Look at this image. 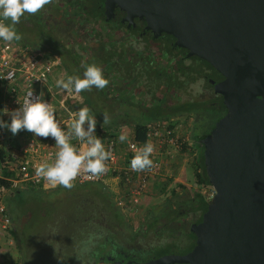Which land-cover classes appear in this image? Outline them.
<instances>
[{
  "label": "flooded vegetation",
  "instance_id": "obj_1",
  "mask_svg": "<svg viewBox=\"0 0 264 264\" xmlns=\"http://www.w3.org/2000/svg\"><path fill=\"white\" fill-rule=\"evenodd\" d=\"M18 24L27 35L21 36L25 41L20 43L58 55L69 76L83 78L87 64L100 66L109 80L108 85L103 89L93 86L79 94L93 102L95 97H100L106 103L105 109L114 114L195 115L199 117L195 122L203 124V106L207 103L218 105L219 111L224 110L219 104L222 96L214 89V84L224 79L221 73L199 56L188 55L185 47L175 45L173 35L156 36L147 28L145 19H129L119 6L109 15L106 0H50L36 14L25 13ZM91 106L93 111L97 110L95 105ZM193 106L194 110L189 112ZM85 188L94 203L82 224L87 227L85 234L90 245L81 253V260L71 264L144 263L163 255L185 254L194 247L196 234L192 225L201 221L203 211L195 210L191 200L150 206L144 213L148 224L142 234H147L151 228L159 244L141 245L137 241L138 230L130 228L126 211L101 188V183H90ZM197 198L198 195L192 199ZM30 207L27 200L25 203L17 201L11 207L7 205L8 222L3 228L10 236V249L2 251L9 263L23 264V259L9 257V251L20 250L27 242L24 234L31 221L45 215ZM96 215L102 220L88 221ZM117 231L119 236H116ZM77 232H80V235L75 233L80 236L79 240L82 234L86 237L81 230ZM96 242H102L100 249ZM99 250L107 253H99Z\"/></svg>",
  "mask_w": 264,
  "mask_h": 264
},
{
  "label": "water",
  "instance_id": "obj_2",
  "mask_svg": "<svg viewBox=\"0 0 264 264\" xmlns=\"http://www.w3.org/2000/svg\"><path fill=\"white\" fill-rule=\"evenodd\" d=\"M209 62L225 110L200 140L216 190L194 247L136 264H264V0H106ZM20 191V190H18ZM127 264H133L127 262Z\"/></svg>",
  "mask_w": 264,
  "mask_h": 264
},
{
  "label": "built area",
  "instance_id": "obj_3",
  "mask_svg": "<svg viewBox=\"0 0 264 264\" xmlns=\"http://www.w3.org/2000/svg\"><path fill=\"white\" fill-rule=\"evenodd\" d=\"M60 63V57L56 54H47L40 48L22 44L17 40L4 41L0 39V86L2 84L6 86L5 91L9 94L8 100H10L7 103L9 105L17 103L19 108V100L23 101L26 93L33 90L34 96L40 95L42 100L54 107L48 96L55 97L59 90L51 83L50 77L54 68ZM60 91L64 95L61 105L66 109L67 116L57 119L55 112L54 116L58 124L67 131V124L75 118L76 112L67 108L65 102L79 96V93L68 92L64 89H60ZM8 104L7 107H9ZM184 126L185 124L176 118L150 121L147 123L145 142L133 139L128 133V139L120 142L118 136L121 133L99 130L97 136L101 138L105 149L112 152V157L106 161L107 171L99 176L82 173L73 181V184L95 182L107 184L109 181L115 180L122 188L119 198L121 201H128L132 204L140 203L152 184L151 176L156 175L155 178H159L163 174L164 167L174 158L171 150L183 152L186 151L185 149H193V140ZM145 143H151L154 146L150 157L154 162L153 167L143 171H133L130 161L136 151ZM81 144V141H77L74 145L79 147ZM13 145H8V152L3 160L0 159V177L10 182L9 187L0 183V222L7 221L8 217L7 204L4 200L5 193L14 192V190L27 185H40L45 188L58 186H53L35 174L36 166L43 162H52L55 158V152L58 149L50 136L35 137L32 135L22 146L15 147ZM4 170H8L10 174L5 175ZM204 193L210 200L216 190L211 186ZM0 264H4L1 254Z\"/></svg>",
  "mask_w": 264,
  "mask_h": 264
},
{
  "label": "rangeland",
  "instance_id": "obj_4",
  "mask_svg": "<svg viewBox=\"0 0 264 264\" xmlns=\"http://www.w3.org/2000/svg\"><path fill=\"white\" fill-rule=\"evenodd\" d=\"M15 29L20 34V39L17 41L24 42L25 39L21 36L27 37L25 31L19 27V24L15 25ZM90 100L91 99L88 101L87 99L86 104L92 112L91 115L96 118L97 124L102 125L104 118L103 114L105 112L110 116L109 122L104 123V127L102 128V130L108 132H116L120 134L123 131L132 135L135 123L146 122L151 117L149 114L134 115L126 112L114 114L105 109L106 103L100 97H95L94 102ZM52 104L56 114V108L59 107V104L57 102L55 105L53 102ZM91 105H95L97 110L93 111ZM205 113L206 112H203V116ZM77 114L78 112L76 115ZM173 118H176L185 124L184 127L191 138L194 123L199 117L191 115ZM208 118L207 114L203 117L204 120H208ZM8 133L9 136L3 140V146H5V149L7 148L9 141L24 138L22 131L19 135H13L10 132ZM185 150L186 151L183 152L175 151L174 149L171 150V153L174 154V158H172L167 166L164 167L163 174L160 175L158 180L155 178L156 175L151 176L153 178L151 182L152 184L149 186L147 194L142 198L140 203L132 204L128 201H121L116 193V190H119L120 185L115 180L101 185L102 187L105 186V189L113 196L115 201L126 211L130 220L129 226L132 229L138 230L139 236L137 241L141 245L151 244L156 246L159 244V240L153 236L151 228L147 234H142V231L147 228L148 224V221L144 219V213L150 206L163 205L167 201L169 204H177L182 199L194 202L195 200L192 198L196 196L198 192L202 191L204 193L211 187L210 184L205 185L197 182L198 167L196 157L199 153L196 148L193 147L191 150ZM182 167H184V169ZM183 178L184 180L181 181ZM156 182H158V184H156ZM88 184L90 183H85V185L75 183L71 189L64 188L63 186L45 188L43 186L40 187V185H27L22 188V193H14V195H12L11 192L5 193L4 200L8 206L11 207L12 204L18 201L19 197H23L25 198V202L27 200V205L31 206L29 209H33V211L38 210L39 213H45L40 219L38 218L39 216H37L38 219L36 218L34 221H31V226L24 234L27 238V242L20 247V250L12 249L9 251V257H18L19 261L23 259V264H25V260L27 264H60V262L71 264L73 261L76 263L79 262L81 260V253L85 248L89 247L90 244H88V241L82 244L78 243L80 242V232H77L79 234L78 237L76 234V237H68L64 231L65 227L63 226L74 218V220L78 219L79 215H81L80 223L82 225L84 224L85 218L90 214L89 208L94 203H92V198L88 196V190L85 188ZM18 203H21V201ZM17 207L19 206L17 205L16 208ZM100 220H102V218H100L99 215L88 219V221L93 223L94 221L99 222ZM7 222L8 221L0 222V254L4 263L12 264L9 263V258L2 251L5 248L10 249V245L8 244L10 236L8 235V231L3 228V224H7ZM78 225L80 226V224ZM115 233L116 236H119L118 231ZM121 236L125 235L121 234ZM104 246H106V244H104ZM99 251L103 254L107 253L106 250Z\"/></svg>",
  "mask_w": 264,
  "mask_h": 264
},
{
  "label": "clouds",
  "instance_id": "obj_5",
  "mask_svg": "<svg viewBox=\"0 0 264 264\" xmlns=\"http://www.w3.org/2000/svg\"><path fill=\"white\" fill-rule=\"evenodd\" d=\"M50 0H0V39L4 41L19 40L20 34L15 25L20 22L25 13L36 14ZM5 21H10L6 23ZM109 83L103 69L95 63L87 64L84 68L83 78L68 76L67 79H58V87L72 92L80 93L90 90L93 86L103 89ZM20 107L8 110L10 120L0 117V129H8L13 135L21 130L33 133L35 137H51L55 141L57 151L52 162H43L35 167L37 177H42L53 186L60 185L71 189L73 181L82 173L99 176L107 171L106 161L112 157L111 150H106L101 138L96 133L97 120L90 114L88 107H81L75 118L67 124V131L55 119L54 108L51 104L41 99L40 95L34 96L33 90L28 91ZM103 122H109L107 112L103 114ZM76 139L82 144L77 147L71 141ZM128 139L127 133L121 132L118 136L120 142ZM154 151L151 143H145L130 161L133 171H143L153 167L150 158Z\"/></svg>",
  "mask_w": 264,
  "mask_h": 264
},
{
  "label": "trees",
  "instance_id": "obj_6",
  "mask_svg": "<svg viewBox=\"0 0 264 264\" xmlns=\"http://www.w3.org/2000/svg\"><path fill=\"white\" fill-rule=\"evenodd\" d=\"M203 62L207 63L209 67L212 66L206 60H203ZM0 104H1V102H0ZM219 104L225 110V106L223 104L222 98H221ZM218 108H219L218 105H215V104L214 105L213 104L210 105V103L209 104L207 103V105L203 106V112H206L204 116H206V114H207V117H209L208 120L207 119H205V120L203 119L204 120L203 124H199V123H196V122L194 123L195 126H194V130H193L191 138L193 140L194 147L196 148V150L199 153V158L197 159V164H198V166H197L198 167V170H197L198 181L197 182L200 183V184H205V185L210 184L209 180H208V177L206 175V171H205L204 157H203V145L200 143V140L210 131V129L214 126L216 120L221 115L222 111H219ZM193 110H194V106L190 108L189 112H192ZM2 111L3 110L0 107V117H2V114H3ZM171 118H173V117L172 116H163V115H159V114H154V115H151L150 119L148 121H146V122H137V123H135V125L133 126V132H132L133 139H135V140H137L139 142H145L146 139H147V123L148 122L153 121V120H157V119H171ZM5 154L6 153H5L4 149L2 147H0V159L3 160L4 157H5ZM4 174L8 176L10 173H9L8 170H4ZM0 183L5 185L6 187H9V185H10L9 180H7L5 178H2V177H0ZM29 186H32V185H29ZM40 187H42V186H40ZM103 187L105 189V186H103ZM103 187L101 186V188H103ZM18 190H20V191H18ZM22 192H23L22 188L14 190V193H22ZM197 195H198L197 200H195L193 202L194 209L197 210V211H201L202 212V211L205 210L206 205L208 204L209 200L206 197V194L203 193L202 191L198 192ZM20 201L22 203H25V198L19 197L18 202H20ZM74 219L70 220L69 222H67L63 226V227H65L64 231L66 232L68 237L69 236H71V237L75 236V233H77L78 230H81L82 232H85V230L87 229L86 226L81 225V223H80L81 222L80 221L81 218L77 219V221L74 220ZM78 224H80L81 227ZM85 236L86 237H84L83 234H82L79 244H82V243H84L86 241H88V244H90V242H89L90 239L88 238V236L86 234H85ZM193 236H194V234H193ZM193 238L195 240V236ZM193 243H194V241H193ZM101 244H102V242H96V245L98 246V249H100ZM88 249H89V247L85 248L84 250H88ZM99 253H101V252L99 251ZM4 264H8V263H4Z\"/></svg>",
  "mask_w": 264,
  "mask_h": 264
},
{
  "label": "crops",
  "instance_id": "obj_7",
  "mask_svg": "<svg viewBox=\"0 0 264 264\" xmlns=\"http://www.w3.org/2000/svg\"><path fill=\"white\" fill-rule=\"evenodd\" d=\"M69 75H68V72H67V68L65 67V65H63V64H59L57 67H55L54 68V70H53V72H52V74H51V77H50V80H51V83H53L54 85H55V87L57 88V90H59V93L58 94H55V97H50V96H48V98L54 103V105H55V103L57 102L58 104H59V107L58 108H56V118L57 119H62V118H64V117H66L67 116V112H66V109L64 108V107H62V105H61V102H62V99H63V93H61V91H60V89H62V88H59L58 86H57V84H56V81L58 80V79H61V78H63V79H67V77H68ZM5 88H6V86L5 85H1L0 86V102H1V104H0V107H1V109H3V111H2V118L3 119H5V120H10V113H4L5 111H8V110H16V109H18V104L16 103V104H14V103H12V104H8L7 102H9L10 100H8L9 99V94L8 93H6V91H5ZM5 93V94H4ZM87 97H85V96H82V95H80L79 94V96H77V97H73V98H71V99H68L66 102H65V105L67 106V108H69V109H71V110H74L76 113L79 111V109L81 108V107H88L87 106V104H86V102H87ZM88 101H89V99H88ZM8 104V106L9 107H7L6 105ZM89 108V107H88ZM90 109V108H89ZM58 110V111H57ZM92 112H91V110H90V114H91ZM101 125V124H100ZM99 124H97V126H96V133H95V135H97L98 134V131L99 130H102V128L104 127H102V125L100 126ZM123 128V127H122ZM23 133V136H24V138L23 139H19V140H14V141H9V143H8V145L9 144H14L13 146H15V147H20V146H22V144L27 140V139H29L30 137H32V133L31 132H28V131H26V130H21ZM20 131V132H21ZM122 131V130H121ZM8 132H10L8 129H0V147H2L3 149H4V151H5V153H7L8 151V145H7V148L5 149V146H3V140H5L6 138H7V136H9V133ZM19 132V133H20ZM11 133V132H10ZM19 133H18V135H19ZM12 134V133H11ZM131 135V134H130ZM132 136V135H131ZM16 137V136H15ZM78 140H76V139H73L72 141H71V143H73V144H75V142H77ZM181 154V153H180ZM199 158V155H197V157H196V160ZM197 166H198V164H197ZM183 169H184V167H182ZM157 180H158V178H157ZM181 180V179H180ZM184 180V178L181 180V181H183ZM180 181V182H181ZM153 183H155V182H153ZM156 184H158V182H156ZM60 185H58V186H56V187H59ZM160 186V185H159ZM121 192H122V188L121 187H119V190L117 191L116 190V193H117V197L118 198H120V196H121ZM11 193H14V192H11Z\"/></svg>",
  "mask_w": 264,
  "mask_h": 264
}]
</instances>
